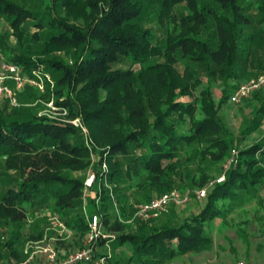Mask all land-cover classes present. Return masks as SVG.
I'll list each match as a JSON object with an SVG mask.
<instances>
[{
	"label": "trees",
	"instance_id": "trees-1",
	"mask_svg": "<svg viewBox=\"0 0 264 264\" xmlns=\"http://www.w3.org/2000/svg\"><path fill=\"white\" fill-rule=\"evenodd\" d=\"M70 1L0 0V18L13 35L27 36L32 45V50L13 55L0 35V52L35 81L32 70L39 65L41 96L45 101L52 96V104L64 109L66 118H77L87 133L85 138L68 123L38 116L45 103L36 98L29 104L15 100L14 106L6 99L0 101V224L15 227L5 244L14 243L20 225L39 212L57 215L68 229L85 228L80 197L90 154L95 180L88 190L95 192L97 185L100 190L97 209L91 198L86 200L88 213H101L102 224H109L107 230L118 233L129 226L117 221L109 193L119 217L126 220L132 214L129 202H146L170 187L177 190L174 163L198 137L219 149L214 158L218 161L263 119L264 87L249 96L257 99V105L235 136L226 130L218 111L240 84L229 85V80L264 72V0H81L80 25L65 18ZM174 7L187 12L163 17ZM164 18L177 24L167 29L162 40V61H151L148 44L156 40L153 33L160 32L151 24ZM49 49L62 51L67 60L51 56ZM183 58L222 85L216 105L208 91L202 93L200 117H194L192 103L179 100L186 90L179 86ZM145 75L152 76L151 84L143 83ZM31 88L38 92L23 85L20 96L30 94ZM200 158L208 163L202 154ZM102 161L107 165L105 181L113 188L102 182ZM260 163L264 164V136L238 150L223 182L213 184L202 203L195 201L196 214L178 221L176 207L170 206L166 214L145 224H132L135 233L111 239L112 250L128 242L135 264H163L206 247L210 239L204 227L224 210L218 202L233 201L238 192L255 195L257 187H264ZM168 174L170 182L165 178ZM142 175L145 195L122 193L128 188L116 193V184ZM41 234L39 229L37 235ZM98 256L103 258L101 264L116 262L103 247Z\"/></svg>",
	"mask_w": 264,
	"mask_h": 264
},
{
	"label": "rangeland",
	"instance_id": "rangeland-1",
	"mask_svg": "<svg viewBox=\"0 0 264 264\" xmlns=\"http://www.w3.org/2000/svg\"><path fill=\"white\" fill-rule=\"evenodd\" d=\"M74 1V2H73ZM71 0L69 7H67L65 13L66 20L69 23H75L77 25L82 24L81 16L79 14L78 3L81 0ZM249 2L253 0H247ZM186 11L181 7H174L171 11L164 13V16H171L175 12ZM187 12V11H186ZM178 14V13H177ZM176 20H169L164 18L159 24L155 21L151 26L155 29H159L160 32L153 33L154 41L148 44V52L151 61H162V40L168 30L173 29ZM160 25H162L160 27ZM260 29L255 28V31ZM170 32V31H169ZM12 30L8 25L0 18V35L3 37V41L6 47L12 52L13 55H18L19 53L25 51V49L32 50L31 42L25 35H13ZM257 34V33H256ZM51 56L61 57L67 60V57L62 51L49 49ZM6 61L3 54L0 52V61ZM188 63L186 59L180 60L179 69V86H185L184 91L185 96L179 100L190 102L193 104L194 117L202 116L200 109L201 99L203 98L202 93L208 91L209 97L214 101L215 105L220 98V91L222 89L221 83L215 78H206L200 68L194 64L188 63L187 69L182 70L183 66ZM124 68L123 66H119ZM40 66L37 65L32 72H39ZM20 77H26L24 69L20 68ZM251 78V77H249ZM248 77L242 78L240 80H229L228 84L235 86L236 84H241L243 81L249 79ZM143 83H150L153 80L151 75L142 76ZM10 80L5 81V87L10 89L13 93V97L16 102L22 104H29L32 102L33 98H36L38 102L43 105L44 103L51 102L52 96H49V100L45 101L41 92H35L31 88V93L25 96H20V92L14 89V86H8ZM155 92L159 90L155 89ZM28 95V96H27ZM262 94H258L257 97H261ZM257 105V99L254 97H249L245 100L240 101L236 104H231L226 101L218 111L219 118L225 125L226 130L233 136H235L244 126L248 117L255 109ZM46 107L42 106L40 111L45 110ZM184 118V117H182ZM185 126L188 125L187 122L184 123ZM264 136V114L261 120L260 126L250 134L243 137L236 147H232L229 151L218 160L214 161V158L219 154V149L213 146H209L205 137H198L197 141L194 142L188 149L185 150L184 154L174 163L175 177L173 180H178L177 190H180L184 194H188L191 199L186 205L182 207H176L174 213L176 215V220L181 221L186 217L193 216L197 213L196 204L202 203L203 200L195 202L192 200L193 192L203 188L208 182L218 178L223 175L225 167L228 164L230 154L232 150L237 154L238 150L250 147L256 142H258ZM235 146V145H234ZM97 150H100V146H97ZM211 152V153H209ZM204 156L207 159V164L203 161L200 156ZM236 160V155H235ZM1 163V161H0ZM261 164V163H260ZM106 165V163H105ZM264 167V164H261ZM107 167V165H106ZM88 171V167L84 172L85 175ZM168 182L172 180L171 175L165 177ZM203 180L202 186H200V181ZM116 193H119L122 188H128L122 193H131L132 197H141L147 192V185L144 175L134 178H126L120 184H116ZM114 187V188H115ZM105 188H113V185L109 182H105ZM174 189L170 187L169 190ZM176 189V188H175ZM94 192H88L86 200L93 197ZM223 204L224 210L222 215L211 222L209 225L204 227V234L210 239L209 244L194 252H188L184 255L174 256L170 260L163 264H233L238 261L243 264H264V187L258 188L257 193L254 195L252 193H242L238 192V197L233 201L223 200L218 202V205ZM48 212V211H47ZM83 212L88 214L87 201L84 208H81L80 214ZM111 214V212H108ZM101 214V213H100ZM104 214V213H103ZM130 217H126L129 220ZM170 219V216L167 217ZM85 228H72L71 235L65 238H58L52 230L51 223L48 216L42 212L35 213L28 221L22 223L18 228V238L15 239L12 244H5L10 234L15 230V227L10 223L0 224V264L6 261L22 262L24 261L30 253L37 250L38 247H43L48 243L54 246L56 254L58 256L64 255L78 247L81 246L83 237L86 233V221L83 219ZM110 223V222H109ZM45 224V225H44ZM127 225V224H126ZM109 224L103 225L106 234H110L113 238L120 234H133L136 228L132 224H128L129 227L123 228L118 233H113L108 231ZM43 227V228H42ZM39 229H42V234L37 235ZM107 238H102L99 242V249H101L100 244L103 240ZM98 244V243H97ZM107 249L109 252V259L116 262L114 264H135L133 259V253L128 242H124L118 245L114 250L111 248V240L107 241ZM3 245V246H2ZM9 251L10 254L4 257V254ZM40 254V253H39ZM38 252L32 254V261L34 263L40 262L42 256Z\"/></svg>",
	"mask_w": 264,
	"mask_h": 264
},
{
	"label": "built area",
	"instance_id": "built-area-1",
	"mask_svg": "<svg viewBox=\"0 0 264 264\" xmlns=\"http://www.w3.org/2000/svg\"><path fill=\"white\" fill-rule=\"evenodd\" d=\"M20 70L19 67L12 63L4 62L2 59L0 61V101L2 99L8 100L10 106L15 105V99L13 97V93L5 87V81L10 80L14 86V89L17 91H21L23 85H28L30 87L36 88L39 92L42 91V84L41 79L39 77V72L32 74L38 79V81L33 80L32 78L27 77H20L19 75ZM45 80H48V77L45 76ZM50 83V82H49ZM264 87V72L239 84L235 90L230 94L228 98V102L231 104L239 103L242 100L249 98V96L259 90L260 88ZM44 106L46 107L45 110H42L37 113L38 116H45L48 119H54L59 122L68 123L71 126L78 128L82 135L86 138L87 133L86 129L80 124L77 118L68 119L66 118V112L64 109H59L55 107L51 102L45 103ZM85 144L88 145L89 142L85 139ZM235 155L236 153L232 150L230 154V158L228 161L227 167L235 162ZM94 157L90 154V163L88 166V171L82 180L83 184V191L80 197L81 201V208H84L86 204V196H88V190L95 180V174L93 172V165H94ZM100 171L102 174L107 171L105 162L102 161L99 164ZM105 174L103 175L102 182L105 185ZM224 175L219 176L218 178L208 182L203 188L193 192L192 200L199 201L203 200L206 194V191L213 185L219 184L223 182ZM97 189L93 194L92 201L94 204L95 209L98 207L99 203V186L97 185ZM110 199L113 204L114 214L117 218L118 222L124 224H145L163 214H166L168 208L170 206L173 207H182L186 205L191 199L187 194H181L177 190H170L166 193L160 194L156 197L151 198L146 202L141 203H128V207L132 211V214L129 220H122L116 210V205L113 201L112 194L109 193ZM48 216V219L51 223L52 230L58 238H65L71 235V230L68 229L63 222L58 218L55 214L44 213ZM83 217L86 221V233L83 237V241L80 247L65 253L64 255L58 256L56 254V250L54 246H51L49 243L43 247H38L37 250L33 251L29 254V256L22 262H13V261H6L3 264H83L87 262H92L94 264H101L103 258L97 257L99 242L102 238H107L103 240L100 244V247L106 249V253H108L107 241L113 239V236L110 234H106L103 228V224L101 222V214L98 212L88 213L83 212ZM98 243V244H97ZM38 252L43 258L40 262L34 263L32 261L33 257L32 254ZM206 264V263H200ZM233 264H243L242 262L238 261Z\"/></svg>",
	"mask_w": 264,
	"mask_h": 264
}]
</instances>
